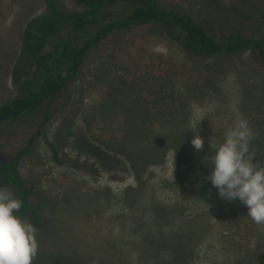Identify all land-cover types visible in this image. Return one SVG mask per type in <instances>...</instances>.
<instances>
[{
    "label": "rangeland",
    "instance_id": "rangeland-1",
    "mask_svg": "<svg viewBox=\"0 0 264 264\" xmlns=\"http://www.w3.org/2000/svg\"><path fill=\"white\" fill-rule=\"evenodd\" d=\"M158 1L217 38L264 35V0ZM44 11L43 0H0V104L17 95L23 28ZM240 118L255 135V163L264 157V59L254 50L191 55L152 23L90 47L55 99L0 125L1 154L27 145L18 171L51 221L35 227L33 264H256L264 225L205 179V157Z\"/></svg>",
    "mask_w": 264,
    "mask_h": 264
},
{
    "label": "trees",
    "instance_id": "trees-1",
    "mask_svg": "<svg viewBox=\"0 0 264 264\" xmlns=\"http://www.w3.org/2000/svg\"><path fill=\"white\" fill-rule=\"evenodd\" d=\"M43 1L44 13L23 28L19 52L11 69V82L17 95L0 104V125L31 114L41 104L55 99L75 75L81 57L90 47L113 32L132 26L157 24L168 38L178 41L191 55L254 50L264 59V35L254 38L231 32L217 38L187 12L167 8L158 0H74L81 8L74 11L62 8L57 0ZM50 40L53 43L44 50ZM26 149L27 145L11 156L0 153V184H10L22 200L17 215L27 217L36 228L45 224L49 228L51 221H46V215L32 201L33 189L18 171ZM259 161H264V157ZM256 264H264V250Z\"/></svg>",
    "mask_w": 264,
    "mask_h": 264
},
{
    "label": "clouds",
    "instance_id": "clouds-1",
    "mask_svg": "<svg viewBox=\"0 0 264 264\" xmlns=\"http://www.w3.org/2000/svg\"><path fill=\"white\" fill-rule=\"evenodd\" d=\"M198 121L189 129L196 132ZM255 138L247 120L237 119L224 133L223 142L215 146L214 153L205 157L211 171L205 177L218 190L220 198L239 200L247 206V216L257 225H264V161L253 162L255 154L249 144ZM193 148H204V138L198 132L191 139ZM174 156L169 176L174 180ZM22 200L6 188L0 187V264H33L38 254L36 228L17 213Z\"/></svg>",
    "mask_w": 264,
    "mask_h": 264
}]
</instances>
